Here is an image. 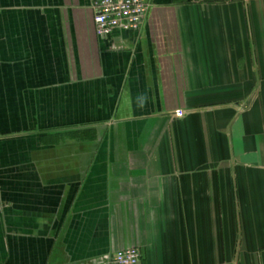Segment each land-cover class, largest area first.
<instances>
[{
    "label": "crops",
    "instance_id": "obj_1",
    "mask_svg": "<svg viewBox=\"0 0 264 264\" xmlns=\"http://www.w3.org/2000/svg\"><path fill=\"white\" fill-rule=\"evenodd\" d=\"M97 1L0 0V264H264V0Z\"/></svg>",
    "mask_w": 264,
    "mask_h": 264
},
{
    "label": "built area",
    "instance_id": "obj_2",
    "mask_svg": "<svg viewBox=\"0 0 264 264\" xmlns=\"http://www.w3.org/2000/svg\"><path fill=\"white\" fill-rule=\"evenodd\" d=\"M150 8L149 0H98L94 6L96 32L108 37L117 30L140 28ZM176 116H184L185 110L178 109ZM142 254L138 248H128L101 257L105 264H140Z\"/></svg>",
    "mask_w": 264,
    "mask_h": 264
}]
</instances>
